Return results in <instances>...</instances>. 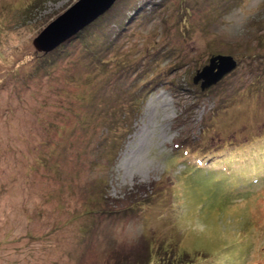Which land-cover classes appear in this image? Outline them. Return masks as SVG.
<instances>
[{
    "label": "rangeland",
    "instance_id": "obj_1",
    "mask_svg": "<svg viewBox=\"0 0 264 264\" xmlns=\"http://www.w3.org/2000/svg\"><path fill=\"white\" fill-rule=\"evenodd\" d=\"M77 1L0 0V264H116L172 244L212 264H264V95L246 88L264 56L259 71L246 60L220 84L192 82L211 56L238 65L263 51L264 0H117L36 51ZM182 142L248 156L189 167ZM254 171L263 181L250 186Z\"/></svg>",
    "mask_w": 264,
    "mask_h": 264
},
{
    "label": "water",
    "instance_id": "obj_2",
    "mask_svg": "<svg viewBox=\"0 0 264 264\" xmlns=\"http://www.w3.org/2000/svg\"><path fill=\"white\" fill-rule=\"evenodd\" d=\"M116 0H78L73 6L51 22L33 40L38 52L49 53L94 22L104 14ZM236 63L230 57L215 56L209 60L193 78L195 85L200 83L201 90L222 80L225 74L233 70Z\"/></svg>",
    "mask_w": 264,
    "mask_h": 264
},
{
    "label": "trees",
    "instance_id": "obj_3",
    "mask_svg": "<svg viewBox=\"0 0 264 264\" xmlns=\"http://www.w3.org/2000/svg\"><path fill=\"white\" fill-rule=\"evenodd\" d=\"M152 6H155V3H153ZM121 22L122 21L119 20L117 23L118 30L121 28ZM260 30H262V29H260ZM260 32L262 33V31H260ZM260 35L261 34H259L255 37V39L257 40L256 44H258V45H262L263 41H264V38L260 37ZM248 50H249V52H247V55L246 54H240L239 55L240 56V58H239L240 64L237 63L238 65H236V67L234 68L232 73L237 69V67L239 65H241L246 60L250 61V62H248L249 66L251 65L255 69V71H259V68L262 67L258 63H256V61L261 59L262 56H264V54H263L264 49L258 55H256V53L251 54V48H249ZM260 51H258V52H260ZM259 55H260V57H259ZM217 56H220V55L217 54ZM222 56L228 57V55H222ZM229 57H231V56H229ZM211 58H212V56L209 58V60ZM180 60L181 59L175 60V58H174L169 64H167L165 69H163L164 68L163 67L157 73L152 72L150 74V79L147 82H145V84H150V83L155 81L153 83V85L151 86V88L153 89L157 84H160L161 82H163V76L168 75L170 73V70H173L174 67L177 65V63ZM55 62L56 61H53V62L49 63L48 65L54 67ZM208 63H209V61H208ZM40 69H42L44 71L46 69V66L42 65L38 70H40ZM45 72H47V70ZM226 77H227V75H226ZM222 80L219 81L218 83L219 84L222 83L223 82ZM248 84L249 85L246 88L249 89L250 92L253 91L254 92L253 94L255 97H260V96L264 95V73H263V75L252 74V78L249 80ZM198 86H199V89L201 90L200 83L198 84ZM212 114L216 115V113H214V112ZM102 140L107 141L108 139H107V137H102ZM185 145H186L185 142L178 144L176 150H178V152H179L183 148L189 147V145L188 146H185ZM231 155H232V153H231ZM176 157L179 158L178 155H176ZM182 158H183V155H182ZM233 158H234V156H233ZM142 206L143 207H139V204H138L134 208H135V210H137L138 208H140L142 210L145 207H147V204L145 203ZM156 250L158 251L157 253H152L149 251V254L147 253V254L139 256L133 260H130L128 258L127 259L123 258V259L119 260V262L117 261L116 264H208V262H209V259H207L208 255H205V254L190 255V254L182 253V251H180L181 249L179 248V251H180L179 252L178 247L176 245H173V244L170 245L169 247H166V248L163 246H159V247H157ZM227 262H228L227 260H224V259L222 260L221 258H220V260L216 261L217 264H226ZM213 264H215V263L213 262Z\"/></svg>",
    "mask_w": 264,
    "mask_h": 264
},
{
    "label": "bare ground",
    "instance_id": "obj_4",
    "mask_svg": "<svg viewBox=\"0 0 264 264\" xmlns=\"http://www.w3.org/2000/svg\"><path fill=\"white\" fill-rule=\"evenodd\" d=\"M116 1H117V0H116ZM116 1H115V2H116ZM96 20H97V19H96ZM96 20H95V21H96ZM95 21H94V22H95ZM86 27H87V26H86ZM41 32H42V31H41Z\"/></svg>",
    "mask_w": 264,
    "mask_h": 264
},
{
    "label": "clouds",
    "instance_id": "obj_5",
    "mask_svg": "<svg viewBox=\"0 0 264 264\" xmlns=\"http://www.w3.org/2000/svg\"><path fill=\"white\" fill-rule=\"evenodd\" d=\"M194 78V77H193ZM192 82H193V79H192Z\"/></svg>",
    "mask_w": 264,
    "mask_h": 264
}]
</instances>
